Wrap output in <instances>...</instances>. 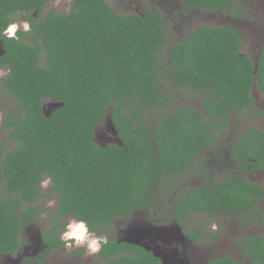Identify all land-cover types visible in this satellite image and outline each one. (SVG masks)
I'll use <instances>...</instances> for the list:
<instances>
[{
	"label": "trees",
	"instance_id": "trees-1",
	"mask_svg": "<svg viewBox=\"0 0 264 264\" xmlns=\"http://www.w3.org/2000/svg\"><path fill=\"white\" fill-rule=\"evenodd\" d=\"M46 1L53 0H0V13L6 19L13 4L40 10ZM181 1L192 11L247 18L240 0ZM162 22L158 12L118 15L105 0H71L67 14L49 12L32 21L29 33H18L28 42L5 41L0 65L9 74L0 82V96L11 98L15 108L0 130L15 146L0 147V257L21 246V231L44 213L40 201L48 192L58 201L53 226L43 235L49 249L64 244L57 232L64 226L57 224L60 216L84 219L95 230L135 210L151 213L158 203L170 205L168 180L187 176L180 170L210 146L211 122L221 124L223 135L229 120H251L252 86L264 95V46L254 77L234 27L199 26L171 46ZM45 101L60 106L47 116ZM107 119L116 142L100 144L95 130ZM233 141V165L240 171L218 184L189 187L175 209L185 206V215L242 213L257 202L259 189L239 173L249 166L264 170V133L247 128ZM45 179L51 181L46 190L40 186ZM253 220L264 217L256 212ZM201 236L200 226L191 232L194 240ZM128 250L135 256L100 264H158L135 246L112 241L100 256ZM240 250L252 264H264V237L245 236ZM209 264L241 263L223 257Z\"/></svg>",
	"mask_w": 264,
	"mask_h": 264
},
{
	"label": "flooded vegetation",
	"instance_id": "flooded-vegetation-1",
	"mask_svg": "<svg viewBox=\"0 0 264 264\" xmlns=\"http://www.w3.org/2000/svg\"><path fill=\"white\" fill-rule=\"evenodd\" d=\"M55 1L57 0L44 2L40 10L22 9L20 5L13 4L15 8L13 7L10 11L5 12L6 19L2 17L1 12L0 56H3L5 52V41L10 40L4 35V30L8 24L13 22L19 24L23 21H28L31 25L33 20H41L49 12L57 14H67L70 12L71 0H67L69 8L66 12L62 13L48 9V5ZM105 1L110 6L111 10L118 15H125V12L120 14V12H118L120 10L129 11L126 14L134 13L142 17L146 16L148 12H158V15H160L163 21L164 38H166L167 41L169 40L168 42L171 46L176 41H182L189 32L196 29L190 30L188 28L190 20L189 15L192 10L186 8L181 0ZM240 3L247 11V18L245 20L233 18L232 23L229 25L237 30L241 43H244L243 38L247 36L251 48L255 47V51L250 49V53L247 54L253 63L255 60L258 61L262 47L264 46V0H240ZM249 5L251 8H248ZM253 6H256L255 10ZM144 12L145 14H143ZM166 15L171 16L170 20L167 19ZM241 26H245V30L241 29ZM19 32L23 31H18L17 36L19 39L14 40H18L22 43L28 42V39L21 40L18 35ZM3 69L6 71V74L1 81L9 74V69L4 65H0V70ZM251 96L253 97L254 105L257 103L258 99L264 101V95H262L254 85L251 88ZM176 103L177 102L174 101L171 107L173 108ZM191 105L201 111V106L198 108L195 104ZM202 121L206 123L210 122L208 119H202ZM250 121L251 120L243 121L239 119L238 121H228V126H231L230 123L232 122L233 124L235 122L246 123L245 127L239 128L240 132L238 135H235L238 128H229L227 129L228 131L226 130L225 134L221 135V131L218 128L221 124L216 125L215 122H211L212 128L210 132L214 137L212 138L210 146L207 148H200L193 159L194 162L192 161V165L180 170L187 171V176L184 175L180 177L181 174H177L170 178L171 180L174 178V183L169 186L174 190L168 200L170 205L158 203L156 205V210L151 212L152 214L148 210H135L130 216L114 220L113 224H106L101 227L97 226L95 230L90 231L94 236L107 237V240L112 241L114 244L135 246L138 250L154 257L158 264H209L210 261L223 257H229L241 264H252L243 256L240 248L244 242L245 236L264 237V220L250 221V218H252L256 212L261 213L264 217V170L251 171L249 166L245 168L247 172L239 173L241 177H244L245 180L250 183V188H252V190L254 188L259 189L257 195L260 196L257 202L249 204L248 209L242 213L239 212L238 209H234L231 212H229V210L220 209L217 210L215 214L210 215L200 210H194L190 212V214L185 215V206L182 205L183 207L178 210L174 207L176 198L178 197V200H181L185 192L190 189L189 187L201 188L213 183L218 184L226 179L227 174H231L233 171H240L233 165V140L237 139L241 132L247 128L258 129L264 133V130L260 127L252 126ZM112 139L115 143L116 139L114 136ZM108 143L109 142L104 144ZM199 155L203 157L201 159H207L210 165L206 166L207 164H204L201 159L196 161ZM45 180H48L50 183L48 185L49 187L51 181L49 179ZM181 192L183 193L180 195ZM56 202L58 204L57 200ZM58 219L57 224H64L63 227L57 228L60 238L65 225L72 219L69 216H60ZM193 219L192 225L191 221ZM26 226H24L23 231H21L19 237V240L21 239V246L17 251L14 254H6L0 257V260H3L4 264H26L27 262L29 264H42V262L45 261L44 259L47 256L52 257V254H55L56 257L51 259L53 261L49 262V264H100L108 262L111 259L135 256L134 252L128 250L127 252L115 254L113 257H101L100 252L104 246L102 245L101 250L95 255H92L94 257L92 262H90V260H88V258L92 257H90V252L87 256H84L85 259L79 254V252H81V254L84 253L85 249L79 246L73 247L72 249L74 250L66 248L65 241L61 238L60 240L64 243L63 245L57 246L54 249H49L43 238L44 234H48L49 229L45 230L37 227V230L33 231L35 233L30 235V232H32L31 228L26 229ZM199 226L201 227L202 236L200 239L194 240L191 237V232L196 231ZM253 229L262 231V233L251 232ZM23 233H25L24 241L21 237ZM209 244H212V247L209 248Z\"/></svg>",
	"mask_w": 264,
	"mask_h": 264
},
{
	"label": "rangeland",
	"instance_id": "rangeland-1",
	"mask_svg": "<svg viewBox=\"0 0 264 264\" xmlns=\"http://www.w3.org/2000/svg\"><path fill=\"white\" fill-rule=\"evenodd\" d=\"M255 7H254V10H255ZM47 8L50 9V10H55L57 12H62L63 13V12H66L67 9L69 8L68 1L67 0H59V1L57 0L54 3L49 4ZM248 8H251V6L249 5ZM118 12H120V14L125 12L124 14H126L129 11H121L120 10ZM143 14H145V12ZM166 17L169 20L171 18V16H168V15H166ZM189 19L190 20H189L188 28L190 30H193L194 28H197L199 26H215L216 27V26H226V25H229V24L232 23V20L229 17H227V16H224L222 14H210V13H206V12H204L202 10H193L192 12H190ZM244 28H245V26H241V29H244ZM247 39H248V37L244 36V38H243L244 43H242V50H241L242 53H245V54L250 53V49L255 51V47L251 48V45L249 44ZM168 44H169V42H168ZM166 54H167V52H166ZM5 74H6V71L4 69L0 70V82H1V79L4 77ZM199 103L200 102H197L195 100L193 101V104H195L198 108H200ZM49 104H50L49 101L43 102V107H44L43 110L44 111H46V112L50 111V109L48 108ZM185 105H187V104L183 103L182 105H179V106L180 107H184ZM253 106H254L253 109L247 115L248 117L251 118L250 124L252 126L260 127L262 130H264V112H263L264 101L258 99L257 103L255 105H253ZM14 108H15V104L13 103L11 98H9L7 96H0V128H1L2 121H3L4 117H5V115L10 110H12ZM108 121L109 120L107 119L106 123L102 122V124L98 125L96 130H95V139L100 144H104V143H107V142L114 143L113 139H112L113 136H114V134H113L114 132H113V130H112L111 126H110V123ZM235 121H238V120L235 119ZM230 124H231L230 128H238L236 133H235V135L239 134V132H240L239 128H243V127L246 126V123H241V122H239V123L235 122L234 124L232 122ZM14 146H15V142H12L11 140H9L8 137H7V133L4 130L1 129L0 130V147H6L5 149H10V148H13ZM201 158H203V157L201 155H199L196 158V161H198ZM201 160L204 162V164H207L206 166L210 165L208 163L207 159H205V160L201 159ZM183 176H184V174L180 175V177H183ZM168 181L169 182L167 183V185L169 187L170 184L174 183V178L172 180L169 179ZM49 184L50 183L48 182V180H45L41 184V188L46 190L48 188ZM56 200H57V197L55 195H51V193L48 192L46 198H44V199H42L40 201V203L44 204L45 211H44V213L39 215V217L37 218L38 221H37L36 224H29V226H26V229H30L31 228L32 232H30V235L35 233L33 231L37 230V227H39L40 229L48 230V229H50L53 226L51 215H54V213L56 212V209H57ZM193 221H194V219L191 221L192 225H193ZM247 231H249V230H247ZM251 232H255V233H259V234L262 233V231H257L256 229H253ZM21 237L23 238L22 240L24 241L25 233H23V235ZM20 242H21V239H20ZM73 247H75V246H73ZM73 247H71L69 249H72ZM79 247L85 249L84 253L81 254V252H79V254L82 255L83 257L87 256L89 252L87 251L86 247L85 246H79ZM208 247L209 248L212 247V244H209ZM72 250H74V249H72ZM93 254L95 255L96 253H91L90 257ZM55 257H56L55 254H52V257L51 256H47L44 259L45 261L42 262V264H49V262L53 261L51 259H53ZM93 257L94 256H92L91 258H88V260H90V262H92ZM84 259H85V257H84ZM0 264H4L3 260H0Z\"/></svg>",
	"mask_w": 264,
	"mask_h": 264
},
{
	"label": "clouds",
	"instance_id": "clouds-1",
	"mask_svg": "<svg viewBox=\"0 0 264 264\" xmlns=\"http://www.w3.org/2000/svg\"><path fill=\"white\" fill-rule=\"evenodd\" d=\"M29 32L31 25L28 21L22 23H10L4 30V35L8 39H19L18 31ZM65 241V247L85 246L90 253H97L102 245L108 243L107 237L94 236L90 231L89 225L84 219H72L64 227L60 237Z\"/></svg>",
	"mask_w": 264,
	"mask_h": 264
},
{
	"label": "water",
	"instance_id": "water-1",
	"mask_svg": "<svg viewBox=\"0 0 264 264\" xmlns=\"http://www.w3.org/2000/svg\"><path fill=\"white\" fill-rule=\"evenodd\" d=\"M253 65H254V71H253V76L255 77V74H256V69H257V60H255L253 62ZM255 86V84H254ZM60 105L57 103V102H51L49 105H48V108L50 109L49 113L51 112V110H53L54 108H57L59 107ZM45 114L48 116V113H46L45 111ZM112 128V126H111ZM114 134V133H113ZM115 135V134H114Z\"/></svg>",
	"mask_w": 264,
	"mask_h": 264
}]
</instances>
